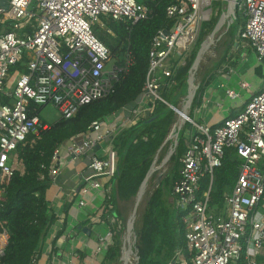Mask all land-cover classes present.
<instances>
[{"label":"built area","instance_id":"obj_1","mask_svg":"<svg viewBox=\"0 0 264 264\" xmlns=\"http://www.w3.org/2000/svg\"><path fill=\"white\" fill-rule=\"evenodd\" d=\"M145 1L8 0L9 9L0 8V25L10 26L0 34V202L14 173L15 150L30 133L38 134L48 126L37 107L51 103L64 118H70L81 105L113 93L121 74L133 63L127 54L123 65L112 62L108 68L110 50L95 35L92 25L102 15L132 24L147 19L151 8ZM212 3L177 0L170 4L167 16L176 23L169 30L159 29L151 41L143 93L130 116L112 119L116 112L94 120L81 144L71 140L54 150L51 178L58 174L62 151L71 160L83 155L89 158L90 173L83 176L77 191L80 207L87 205L93 190H101L106 198L101 180L112 179L118 171L114 138L136 117L151 113L157 100L167 103L160 94L165 84L162 79L167 78L170 84L177 69L186 64L183 53L212 17ZM237 14L244 26L235 46L242 43L253 49L263 67V81L237 115L225 117L215 126L201 125L187 117L195 131L187 133V148L180 159V176L173 184L171 200L182 213L185 238L193 256L188 262L179 250L169 264H264V0H238ZM19 63L27 72L16 69L11 80V69ZM249 86L241 81L239 89L225 87L224 91L226 97L236 100ZM2 97L9 102H3ZM105 141L108 144L102 145ZM230 148L241 159L239 174L231 192L224 194L223 207L212 209L214 171ZM206 177L209 188L202 192ZM107 220L110 227L99 234L96 253H105L111 243V224L124 222L111 215ZM8 240V231L0 222V264ZM38 257L34 255L31 263L36 264ZM69 264H80V255L73 252Z\"/></svg>","mask_w":264,"mask_h":264},{"label":"trees","instance_id":"obj_2","mask_svg":"<svg viewBox=\"0 0 264 264\" xmlns=\"http://www.w3.org/2000/svg\"><path fill=\"white\" fill-rule=\"evenodd\" d=\"M176 1L146 0L151 8V15L135 24L130 21H116L110 16L102 15L100 21L92 25L95 35L109 48L112 62L123 65L127 54H130L133 63L126 73L121 74L113 93L81 105L70 118L62 116L59 121L48 123V126L41 129L38 134L30 133L15 150L14 160L19 161L23 167L19 169L13 164V176L5 187V199L0 202V222L9 234L1 264H32L33 256L39 254L44 236L57 220L56 213L46 199V190L51 184L49 168L54 150L65 144L64 142L84 134L94 120L103 119L137 102L143 93L149 68L151 41L159 29L169 30L176 23L175 19L167 16L166 11L167 7ZM222 10L223 8H220L214 16L212 15L206 29L202 27L194 43L195 47L189 52L186 64L177 69L174 81L167 84V78L162 79L165 84L161 88V96L167 103L179 106L182 91L186 87L188 70L200 43L212 30ZM235 22L241 27L244 26L243 19L238 14ZM235 22L225 33L217 63L210 67L202 79L192 107L200 103L201 94L218 75L223 63L227 64L226 69L238 63L236 56L229 55L236 37V33L233 32ZM9 29L8 23L0 25V34ZM16 69L27 72L26 66L21 63L12 67L11 73ZM262 69V66L257 68L259 75L263 74ZM1 99L3 102H9L3 97ZM167 103L157 100L151 113L144 117H136L114 138V147L118 154L116 193L113 196L111 193L107 194L104 199L102 205L104 218L107 219V216L111 215L116 221L122 220L115 196L123 201L135 197L157 150L177 119V113ZM42 107H37V111L40 112ZM40 117L45 123L43 117L41 115ZM153 117L155 118L151 120ZM188 125L191 124L186 122V126ZM187 138L186 132L183 131L176 152L171 158V168L147 200L139 222L135 226L140 256L137 264H169L179 250L188 262L193 256L185 238L182 213L170 200L173 184L180 176V159L186 151ZM169 143L167 142L161 150L162 157ZM240 162L241 159L234 148L226 150L222 165L214 171L210 191L212 209L215 206L218 210L223 207L224 193L232 190L235 185ZM209 184V177L204 178L201 191H207ZM114 210L118 214L117 218L114 216ZM117 224H111L113 236L101 264H109L120 256L125 225L124 222Z\"/></svg>","mask_w":264,"mask_h":264},{"label":"crops","instance_id":"obj_3","mask_svg":"<svg viewBox=\"0 0 264 264\" xmlns=\"http://www.w3.org/2000/svg\"><path fill=\"white\" fill-rule=\"evenodd\" d=\"M235 39L229 55L236 56L238 63L229 67V69H226L227 64L223 63L218 70V75L201 94L200 103L197 104L204 113L202 114L204 122L201 125L215 126L219 124L223 118L234 116L231 112L232 109L238 110V114L251 95L261 87L262 83L254 88L251 85V80L254 75L258 74L257 68L262 65L257 60L251 64L248 60V53L253 49L242 43L239 47H236ZM220 77L225 79L226 83L221 82ZM241 81H246L250 86L241 90V95L236 100L226 97L224 88L239 89ZM140 98L135 104L120 109L111 118L121 120V118L129 117ZM64 143H68V141ZM106 143L108 144V141H105L102 145H106ZM96 149L101 153L99 147ZM88 164L89 158L87 155L71 160L65 154V151H62L57 161L58 174L55 178H51V184L46 190V199L56 213L57 220L44 236L36 264H69L73 252L80 255V264H101L105 253L95 252L98 236L110 227L108 220L103 215L104 192L93 190L87 197V205L83 207L78 205L79 196L77 191L82 184L83 176L90 173ZM101 182L104 185L106 194L111 193L113 196L116 193V181L102 178ZM115 198L118 206L120 198L117 196ZM84 226L90 229V234L83 231ZM109 264H112V262Z\"/></svg>","mask_w":264,"mask_h":264},{"label":"water","instance_id":"obj_4","mask_svg":"<svg viewBox=\"0 0 264 264\" xmlns=\"http://www.w3.org/2000/svg\"><path fill=\"white\" fill-rule=\"evenodd\" d=\"M225 2H226V5L223 8L217 22L215 23L212 30L206 35V37L200 43V46L197 50L195 58L188 70V75L186 79V87L182 91L183 99L181 101L180 106L176 107L174 103H169V107L174 109L175 112L177 113V119L175 123L172 125L166 139L164 140V142L161 144V146L157 150L154 156V160L152 164L150 165L134 197L135 201H134L133 209L124 224L125 226H124V231L122 234L121 250H120V256H119V261L121 264H137L139 262L140 256L138 254L137 232H136L135 226H136V221L138 217L140 216V214L138 213V209L140 205L139 203L145 193L147 182L150 180V178L152 177L155 171L161 170L167 164H169L172 156L176 152L180 138L182 136L183 127L186 125L187 117L189 116V111L192 108L197 91L202 83V79L197 81V73L201 67V63L205 55L207 54V52L210 50V48L222 38L224 32L226 33L228 29L230 28V26L237 19L238 0H225ZM0 8H3L5 10L9 9L8 0H0ZM223 29L225 30L223 31ZM165 32H167V30H165ZM154 118L155 117H153L151 120H153ZM171 130L173 131V133H171ZM167 142H170L168 149L166 153L164 154V156L162 157L159 163V166H157L156 161L159 158V154L161 153V150L163 149L164 145ZM165 174H166L165 168L159 172L156 178V181L153 184V187L150 189L148 199L151 197L153 191L160 185ZM117 176H118V172L112 179L116 181ZM113 213L115 217H118L116 210H114ZM82 229L87 234H90L91 232L90 229L86 226H84ZM132 258H133V261H132Z\"/></svg>","mask_w":264,"mask_h":264},{"label":"rangeland","instance_id":"obj_5","mask_svg":"<svg viewBox=\"0 0 264 264\" xmlns=\"http://www.w3.org/2000/svg\"><path fill=\"white\" fill-rule=\"evenodd\" d=\"M225 5H226L225 1L222 2L220 0H213V3H212L213 16L216 14V12L220 8L221 9L224 8ZM208 22L209 21H205L203 23V25H202L203 29H206L208 27ZM241 28L242 27L240 25H238V23L235 22V25L233 27V32L236 33V37L238 36V33H239ZM224 30L225 29H223V31ZM224 39H225V32H224L222 38L219 41H217L216 44L213 45L210 48V50L207 52V54L205 55V57L201 63V67L197 73V81L203 79L206 72H208V70L210 69V67H212L215 62L217 63V59L219 58V50L221 49V45H222V42ZM193 47H195V44L191 45L190 49L186 53L185 52L183 53V56L185 58H187L189 52L192 50ZM233 47H235V46H233ZM248 60L251 64L256 61V55H255L253 50L250 53H248ZM111 65H112V61L108 63L107 67L110 68ZM15 76H16V74L12 73V75L10 77L11 80L14 79ZM219 79L221 82L226 83L225 79H223L222 77H220ZM262 81H263V75H259V74L254 75V77L251 80V85L255 88V87H257V85H260L262 83ZM161 93H162V89L160 90V94ZM179 95H181V94H179ZM182 99H183V96L180 97L179 104L181 103ZM231 112L235 116V114H237L238 110L232 109ZM189 113H190L189 115L191 116V118H193V120L196 123L203 124L204 118H202V114H204V113L201 111V109H199V107L197 105L193 106ZM41 116L49 124H53L62 118V115H61L60 111L58 110V108L51 103H49V104H47L41 108ZM183 131L188 132V133L190 131L194 132L195 126H193V125L186 126L185 125L183 127L182 134H183ZM84 138H85V136H84V134H82V135L76 136L75 138H73V140L76 143L81 144L83 142ZM113 143H114V141H113ZM161 155H162V151L159 154L158 164L160 163V161L162 159ZM13 164L15 165V167H17L19 169H22V167H23L21 165V163L19 161H17L16 159L13 160ZM171 166H172V162L170 161L169 164H167L164 167L166 169V174L168 173ZM163 169L155 171L149 180L148 187H147L146 192L144 193V195L142 197V201L139 205L138 213L140 214V216H141L142 212L144 211L146 202L148 200V195H149L150 189L153 187V184L155 183L159 172L162 171ZM166 174H165V176H166ZM230 192H231V190H228V191H225L224 194L230 193ZM134 201H135L134 198L130 199L129 201H123L121 199L118 200V210L120 211V217H122L124 224H125L128 216L130 215L132 209H133ZM216 207L217 206H215V209H216ZM140 216L138 217L136 224L139 222ZM132 261H133V258H132ZM112 264H121L119 261V258L116 261H113Z\"/></svg>","mask_w":264,"mask_h":264},{"label":"bare ground","instance_id":"obj_6","mask_svg":"<svg viewBox=\"0 0 264 264\" xmlns=\"http://www.w3.org/2000/svg\"><path fill=\"white\" fill-rule=\"evenodd\" d=\"M171 133H173L172 130H171ZM156 165L159 166V164H158V159H157V161H156ZM148 183H149V181L147 182L146 189H147ZM146 189H145V192H146ZM141 201H142V199L140 200V203H141ZM140 203H139V204H140Z\"/></svg>","mask_w":264,"mask_h":264}]
</instances>
